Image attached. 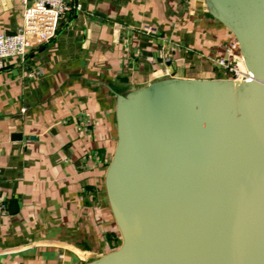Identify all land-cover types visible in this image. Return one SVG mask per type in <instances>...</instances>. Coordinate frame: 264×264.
<instances>
[{
	"label": "crops",
	"instance_id": "1",
	"mask_svg": "<svg viewBox=\"0 0 264 264\" xmlns=\"http://www.w3.org/2000/svg\"><path fill=\"white\" fill-rule=\"evenodd\" d=\"M63 1L80 11L0 70V264H84L115 250L104 177L117 97L168 78L230 79L214 61L231 34L205 0ZM21 18L20 0H0V34Z\"/></svg>",
	"mask_w": 264,
	"mask_h": 264
},
{
	"label": "water",
	"instance_id": "2",
	"mask_svg": "<svg viewBox=\"0 0 264 264\" xmlns=\"http://www.w3.org/2000/svg\"><path fill=\"white\" fill-rule=\"evenodd\" d=\"M205 3L252 80L168 78L117 97L104 189L120 246L84 264H264V0Z\"/></svg>",
	"mask_w": 264,
	"mask_h": 264
},
{
	"label": "built area",
	"instance_id": "3",
	"mask_svg": "<svg viewBox=\"0 0 264 264\" xmlns=\"http://www.w3.org/2000/svg\"><path fill=\"white\" fill-rule=\"evenodd\" d=\"M21 24L11 35L0 34V70L7 59L24 61L30 51L50 43L57 33V22L67 13L79 12L77 4L65 3L63 0H20ZM143 32L153 34L154 30L145 27ZM225 57L215 60L217 67L223 69L233 82H249L251 74L245 69L239 47L231 35L224 47ZM169 61L168 59L165 60ZM169 77L168 71H163ZM8 214L7 204L0 201V218Z\"/></svg>",
	"mask_w": 264,
	"mask_h": 264
},
{
	"label": "rangeland",
	"instance_id": "4",
	"mask_svg": "<svg viewBox=\"0 0 264 264\" xmlns=\"http://www.w3.org/2000/svg\"><path fill=\"white\" fill-rule=\"evenodd\" d=\"M119 246H120V244H119ZM119 246H118V247H119ZM118 247H116L115 250H116ZM113 251H114V250H113Z\"/></svg>",
	"mask_w": 264,
	"mask_h": 264
}]
</instances>
